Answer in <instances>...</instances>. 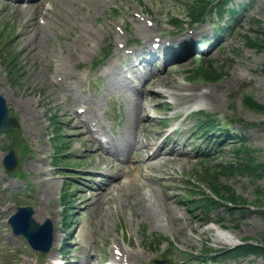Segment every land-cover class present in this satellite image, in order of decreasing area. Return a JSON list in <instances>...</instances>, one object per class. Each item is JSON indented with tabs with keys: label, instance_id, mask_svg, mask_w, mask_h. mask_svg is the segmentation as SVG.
I'll use <instances>...</instances> for the list:
<instances>
[{
	"label": "rangeland",
	"instance_id": "obj_1",
	"mask_svg": "<svg viewBox=\"0 0 264 264\" xmlns=\"http://www.w3.org/2000/svg\"><path fill=\"white\" fill-rule=\"evenodd\" d=\"M186 2L0 0V46L4 51L17 53L22 67V77L14 83L0 63V93L18 119L20 136L29 150L20 167L24 179L6 175L2 167L6 151L0 139V264H44L45 258L37 260L24 240L9 232L5 220L20 205L32 206L42 222L49 218L55 226L58 242L47 261L53 255L70 264H98L93 255L103 252L109 258L111 244L120 243L132 256L126 258L128 264H169L177 257L183 258L182 253L197 254L205 249L219 252L245 239L264 240V175L217 176L218 183L244 204L237 203L234 215L221 207L212 208L208 217L213 223L206 226L200 211H190L182 200L192 196L179 190L186 177L196 178L200 187L210 189L199 176L200 169L206 164L234 161L233 151L239 147L237 140L224 139L218 144L210 138L206 142L196 130L200 111L213 115L215 122L223 125L224 137L227 133L241 136L254 161L264 163V114L248 108L243 101L248 96L264 105V47L250 48L244 38L261 33L259 37L264 39V0H233L234 6L249 4L238 14L241 21L234 32L227 35L213 34V24L209 22L191 33L181 30L170 34L174 31L166 20L172 15L182 17ZM148 20L152 27L146 25ZM144 27L149 29L147 34L141 31ZM213 35L216 41L210 48L214 49L208 50ZM154 37L169 42L198 41L200 45L204 39L207 44L196 55L176 64L140 68L146 70V77L151 76L152 83L141 89L139 83L137 90L142 91V97H137L122 79L121 64L125 58H132L125 57L119 46L125 44L134 53L145 52ZM218 41L221 43L215 47ZM105 47L110 49L108 59L91 67ZM196 64L220 77L214 81L197 77ZM141 82L144 84L143 79ZM157 90L162 93L160 98L154 97ZM191 93L193 96L186 97ZM79 110L84 112L78 113ZM49 113L64 127L71 166L76 162L82 165L80 169L63 170L75 181L70 199L71 210L76 212L67 228L61 221L59 198L64 178L49 160L54 147L53 127L47 122ZM146 114L150 116L147 120ZM77 115L84 124L77 122ZM169 125L172 126L165 130ZM86 127L108 135L112 140L109 144L119 148L133 145L134 140L156 141L164 132L177 128L178 132L170 135L173 141L167 148L172 149L175 142L180 150L184 139L187 145L183 154L172 151V159L162 164L157 159L153 164L141 161L146 148L139 147L130 151L131 164L121 163L97 150L98 143L84 134ZM204 152L208 160L201 164ZM109 169L124 173L101 192L107 179L92 177V171L109 173ZM127 180L134 184L132 192L119 189ZM90 186L95 191L88 189ZM18 189L28 190L30 196L21 194L15 199ZM152 196L156 197L154 202ZM213 228L229 232L232 242L216 241ZM153 235L165 239L161 252L147 246L146 239ZM62 246L66 252L59 254ZM166 249H171L173 255L162 259L160 253ZM207 264H264V258L251 256L244 261L227 259Z\"/></svg>",
	"mask_w": 264,
	"mask_h": 264
},
{
	"label": "trees",
	"instance_id": "obj_2",
	"mask_svg": "<svg viewBox=\"0 0 264 264\" xmlns=\"http://www.w3.org/2000/svg\"><path fill=\"white\" fill-rule=\"evenodd\" d=\"M229 3H231V0H190L185 7V12L182 19L172 15V17H170L168 20L174 26H178L181 20L184 19L189 23L188 25H195L205 21L206 19H218L222 14H225V16L228 17L233 16L237 11L234 6L229 7ZM242 6H240L239 9H242ZM232 24L233 21L231 20L230 26H232ZM259 31L262 32L263 30H258V32ZM259 35H261V33L252 38L248 35H244L245 44L251 48L260 50L264 47V39L260 38ZM11 56L12 57L9 60H5V58H3L2 62L6 64L8 74L13 75L17 79L20 77V69L17 71L19 76L16 77L17 72L14 73L17 68L15 59L16 57L13 55ZM104 56L105 54L102 56V58ZM194 74H196L197 77L203 78L205 80H217L220 77L219 74L213 73L212 70L203 71L200 65L195 69ZM243 101L248 108L264 114V105L257 103L248 96L244 97ZM199 125L200 128L204 130L205 134L209 131H222L216 129L217 124L213 119H211L210 115H205V118L200 120ZM233 139L237 138L233 137ZM233 152L236 157L234 161L224 164H216L215 166L206 164V166L200 171L202 179L208 182L211 190L221 199V201H215L211 197L205 195L203 191H196L194 187L191 186L190 194L193 195L199 193L201 198L199 200L190 199L188 201L190 209L193 207L198 208L202 210L204 215H208V210L212 209L213 207L224 205V201H232L234 204H244V201L239 197L233 196L232 192L229 191V188L221 183H218L217 176L227 177L231 175H240L248 176L249 178L254 176L260 177L264 175V163H257L254 161V159L251 157L250 149L245 146L243 141H240L239 147H237ZM224 193H226L227 196H224ZM224 208L234 215V209L227 205H225ZM261 214L264 215V210L261 211ZM206 221L209 220L207 219ZM157 243L159 242L157 241L156 244ZM221 255H223L224 258L234 259H245L252 255L255 257L264 258V240L251 241L249 239H245L243 240L242 244L237 245L234 248H226L222 250Z\"/></svg>",
	"mask_w": 264,
	"mask_h": 264
},
{
	"label": "water",
	"instance_id": "obj_3",
	"mask_svg": "<svg viewBox=\"0 0 264 264\" xmlns=\"http://www.w3.org/2000/svg\"><path fill=\"white\" fill-rule=\"evenodd\" d=\"M18 124L16 123L15 119L8 115V109L5 104L4 99L0 95V129L8 128V127H17ZM13 162V154L12 151L6 156V163ZM31 210L27 208L19 209V212L12 216L10 218V224L12 225V228L14 232L16 233H22L27 237L28 240L35 242V247L37 249L43 250V248L38 247L37 244H40L41 242L44 243V248H46L50 241V234L47 235L46 241L40 236L39 232L36 231V228L31 225V220L29 218L31 214Z\"/></svg>",
	"mask_w": 264,
	"mask_h": 264
},
{
	"label": "bare ground",
	"instance_id": "obj_4",
	"mask_svg": "<svg viewBox=\"0 0 264 264\" xmlns=\"http://www.w3.org/2000/svg\"><path fill=\"white\" fill-rule=\"evenodd\" d=\"M141 31L142 32H144V34H147L148 32H149V29L147 28V27H144L143 29H141ZM191 96H193V94L191 93V94H189V95H187L186 97H191ZM80 118V116H78L77 115V122H79V119ZM138 118L140 119L141 118V115H139L138 116ZM90 130V129H89ZM84 134H85V136H92L93 135V131H89V132H84ZM149 144L147 143H145V144H143V145H141V144H139L138 143V141L136 142V140H134V143H133V145H131V146H129V147H126V148H123V147H121L122 148V150H121V152H123V154H125V156L127 157V162H128V160H129V157H130V151H133V150H135V148H137V147H139V149H145V148H147V146H148ZM101 148V147H100ZM118 150L117 149H110V150H108V153H110V154H112V156L114 157V155H116ZM156 156H152V157H150L149 159H148V161L151 163V164H153L152 163V161L154 160V159H151V158H155ZM123 163V162H122ZM163 163V161H160V164H162ZM109 173H106V172H104V174L105 175H107L110 179H112L113 181H115L118 177H121V176H123V173L124 172H122L121 174H118V173H113V169H109ZM111 183L109 184V188L111 187ZM134 186V184L130 181V180H127L124 184H120L119 185V189L121 190V191H125V190H128V191H133L134 189H135V187H133ZM117 187V186H116ZM118 188V187H117ZM163 196H165L166 198H169V195H167V194H165V193H163ZM155 196H152L151 197V201L152 202H154L155 201ZM36 220L38 219L36 216L34 217ZM212 229V228H211ZM214 229V233L216 234V236H217V238H216V241H218V242H220V243H223V244H229V243H231L232 242V240H233V237H232V235L229 233V232H223V231H217V230H215V228H213ZM53 239H54V242H56V240H58L57 238H56V235H55V233L53 234ZM118 247H119V250L120 251H122V252H125V253H127V251L120 245V244H116ZM128 255H126L127 257L128 256H131L130 254H129V252L127 253Z\"/></svg>",
	"mask_w": 264,
	"mask_h": 264
}]
</instances>
